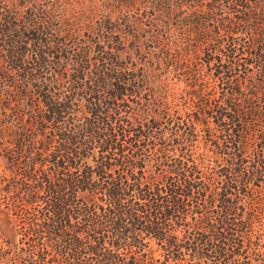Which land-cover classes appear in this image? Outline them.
Returning a JSON list of instances; mask_svg holds the SVG:
<instances>
[{"label":"trees","instance_id":"1","mask_svg":"<svg viewBox=\"0 0 264 264\" xmlns=\"http://www.w3.org/2000/svg\"><path fill=\"white\" fill-rule=\"evenodd\" d=\"M82 3L0 0V259L264 264V0Z\"/></svg>","mask_w":264,"mask_h":264},{"label":"rangeland","instance_id":"2","mask_svg":"<svg viewBox=\"0 0 264 264\" xmlns=\"http://www.w3.org/2000/svg\"><path fill=\"white\" fill-rule=\"evenodd\" d=\"M82 4H85V0H83V3ZM182 84H175V91L176 92H179V89L182 87L181 86ZM2 167V162L0 160V169ZM8 218L10 219V222L12 223V230L10 229H5V226L3 224H1V228L4 232V234H6L7 236L10 237V243L8 245H5V241L2 242V246L3 248H6L7 249V246H9V249L6 253H8V256L13 254V252H16L19 248V222H18V218H17V214L15 212H13L11 209L8 210V214H7ZM0 218L2 219L3 216L0 215ZM13 229H14V233H13ZM18 230V232H17ZM17 232V233H16ZM12 239V240H11ZM6 241H9V239L6 238L5 236V239ZM18 242V243H17ZM14 244V247L12 246ZM6 251V250H5ZM6 256L2 259H0V264H10V262H7V259H5Z\"/></svg>","mask_w":264,"mask_h":264}]
</instances>
